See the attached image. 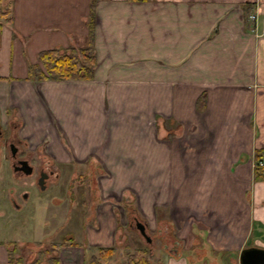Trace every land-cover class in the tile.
<instances>
[{
	"label": "crops",
	"instance_id": "0c3cea01",
	"mask_svg": "<svg viewBox=\"0 0 264 264\" xmlns=\"http://www.w3.org/2000/svg\"><path fill=\"white\" fill-rule=\"evenodd\" d=\"M4 1L0 126L20 155L96 162L101 198L134 204L161 246L169 236L158 264H238L242 249H264V178L253 168L264 160V0ZM69 47L92 51L90 80L28 78L40 52ZM90 226L86 246L59 248L58 264L117 250L111 204Z\"/></svg>",
	"mask_w": 264,
	"mask_h": 264
},
{
	"label": "rangeland",
	"instance_id": "374dc122",
	"mask_svg": "<svg viewBox=\"0 0 264 264\" xmlns=\"http://www.w3.org/2000/svg\"><path fill=\"white\" fill-rule=\"evenodd\" d=\"M3 10H9V2L4 0L0 1V11ZM7 72L16 71L7 69L4 74L7 75ZM8 133L10 134L9 130L3 128V135L0 137V256L3 251L11 264H32L35 260H48L49 257L45 254H51L52 243L83 248L86 246L85 230L91 227L96 208L107 201L117 219L116 245L119 246L114 251L113 259L107 264L124 262L136 249L147 250L150 262L158 264V254L161 257L162 250L167 246L168 251L171 246L169 236L160 232L161 246L155 237V231L147 229L145 234L150 242H145L134 227V221L139 220L136 210H131L135 209L134 204H124L113 193H109L110 197L105 200L101 198L97 180L103 174L102 167L96 162H87L85 167L76 168L72 164L66 167L50 162L41 151L27 150L21 156L28 158L27 162L33 168L32 174L24 176L12 173L10 165L13 160L10 159L7 144L11 140L16 142V137H9L6 135ZM22 146L20 149L25 150ZM40 169L46 174L48 170L53 172L52 177L45 181L43 190L35 183ZM21 194L26 198L22 199ZM158 211L162 210L155 209V212ZM74 251L71 250L72 253ZM91 253L96 254V251L92 250ZM17 257L19 261L16 260ZM68 257L73 263L75 259L78 262L81 259L78 253Z\"/></svg>",
	"mask_w": 264,
	"mask_h": 264
},
{
	"label": "trees",
	"instance_id": "16d2710c",
	"mask_svg": "<svg viewBox=\"0 0 264 264\" xmlns=\"http://www.w3.org/2000/svg\"><path fill=\"white\" fill-rule=\"evenodd\" d=\"M5 10L0 11V19L7 22ZM1 26V25H0ZM91 37V36H90ZM38 66L28 68V78L30 80H90L93 74L95 58L89 48L69 47L66 50L57 49L45 50L38 54ZM259 171L257 175L259 176ZM71 244H52L51 254H49V263L58 264L57 250ZM114 255V249H98L96 255L90 256L87 264H107ZM120 264H154L148 258V252L145 249H136L132 255H128L124 262Z\"/></svg>",
	"mask_w": 264,
	"mask_h": 264
},
{
	"label": "flooded vegetation",
	"instance_id": "af4514ba",
	"mask_svg": "<svg viewBox=\"0 0 264 264\" xmlns=\"http://www.w3.org/2000/svg\"><path fill=\"white\" fill-rule=\"evenodd\" d=\"M19 141L16 140V142H14L13 140H11V143L8 145L7 144V149L8 152L13 153L12 155L10 154V159L13 160L12 161V165H10L11 167V171L12 173H17L19 175H24V176H28L31 175L33 172V168L31 166H29L28 162L26 159H24V156H21L19 153H21V151L18 153L19 149ZM17 157V158H16ZM53 172L51 170H48L47 174L44 172V170L40 169L37 171V179L35 181L38 182V180L41 178L42 179V187L44 186L45 181L48 179V177H52ZM22 199H24V195L21 194ZM138 226H141V224H137L134 223V227L138 230Z\"/></svg>",
	"mask_w": 264,
	"mask_h": 264
},
{
	"label": "water",
	"instance_id": "95a60500",
	"mask_svg": "<svg viewBox=\"0 0 264 264\" xmlns=\"http://www.w3.org/2000/svg\"><path fill=\"white\" fill-rule=\"evenodd\" d=\"M42 179L38 180V185L42 184ZM42 189V187L40 186ZM140 234L146 239V241H149L148 237L144 234V227L138 226ZM238 264H264V249L256 248V247H250V248H244L239 252L238 255Z\"/></svg>",
	"mask_w": 264,
	"mask_h": 264
},
{
	"label": "built area",
	"instance_id": "2783aa9c",
	"mask_svg": "<svg viewBox=\"0 0 264 264\" xmlns=\"http://www.w3.org/2000/svg\"><path fill=\"white\" fill-rule=\"evenodd\" d=\"M249 19L250 20H255V16L254 15H250L249 16ZM256 166H258V167H262L263 166V163L262 162H257V165Z\"/></svg>",
	"mask_w": 264,
	"mask_h": 264
}]
</instances>
